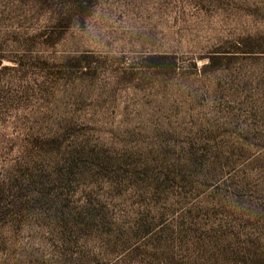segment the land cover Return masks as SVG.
<instances>
[{"label": "rangeland", "instance_id": "obj_1", "mask_svg": "<svg viewBox=\"0 0 264 264\" xmlns=\"http://www.w3.org/2000/svg\"><path fill=\"white\" fill-rule=\"evenodd\" d=\"M0 264H264V0H0Z\"/></svg>", "mask_w": 264, "mask_h": 264}]
</instances>
